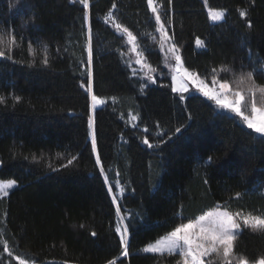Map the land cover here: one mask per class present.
<instances>
[{
  "label": "trees",
  "instance_id": "16d2710c",
  "mask_svg": "<svg viewBox=\"0 0 264 264\" xmlns=\"http://www.w3.org/2000/svg\"><path fill=\"white\" fill-rule=\"evenodd\" d=\"M207 4L224 18L205 0H0V180L18 182L0 197V264H177L143 249L219 207L264 217V137L204 95L181 99L164 66L161 23L188 70L264 108V0ZM125 27L155 85L129 66ZM241 258L264 259V230L243 226Z\"/></svg>",
  "mask_w": 264,
  "mask_h": 264
},
{
  "label": "snow or ice",
  "instance_id": "6c2138e0",
  "mask_svg": "<svg viewBox=\"0 0 264 264\" xmlns=\"http://www.w3.org/2000/svg\"><path fill=\"white\" fill-rule=\"evenodd\" d=\"M154 0H147L148 5L151 7L153 5ZM79 3L82 4L85 8L89 5V0H79ZM207 3V0H205ZM115 7V5H113ZM152 11L157 13V9L152 7ZM210 18L213 21H219L223 19V11L222 10H213L209 9ZM241 16H246V12L241 11ZM111 16V13L108 14ZM156 21H160V15L157 13L155 16ZM117 29H121L122 26L119 23L114 25ZM249 23V27H250ZM124 33L127 34L129 40L134 42L135 36L125 27L122 29ZM160 31L162 39L167 40L170 39L167 35V31L164 28L163 23L160 24ZM90 29H89V41H90ZM2 42V41H0ZM9 43L14 44L15 38L13 37ZM196 44L203 46V41L199 38L196 39ZM133 51H135V44L133 45ZM170 51L173 52L174 58L177 62H180V56L177 53L176 46L173 44ZM4 53L0 51V56H3ZM91 58V47L89 46V60ZM141 61L138 59L137 63ZM44 63H47V59L45 58ZM179 66V65H178ZM144 67H148L151 71L150 65H144ZM185 75L188 77H192L198 81V88L204 94V96L208 97L210 100L216 102V104L229 108L231 111L236 113L238 116L242 118V121L247 124L248 128L253 129L256 133H259L262 137H264V109L257 108V102L255 99V92L253 89H249L251 94V99L249 101L250 111L252 113L251 116L246 115L242 110L245 107V97L240 92L232 93L235 99H228V92L230 91V86L227 81L218 82L215 79L216 70L213 69V79L211 81L213 87L209 88L204 80H200L195 73H189L187 69L183 70ZM151 79V76H149ZM175 79V77H173ZM245 79H252V73L249 72L247 75H241L240 83H243ZM218 89L217 90V86ZM90 90V89H89ZM177 91H187V86L182 84L180 88L174 89ZM259 92L261 93V103L264 104V87L259 88ZM15 99L19 100V97ZM183 99V97H181ZM93 107L97 103H102L95 95L91 97ZM4 101L3 97H0V103ZM135 119V117H133ZM91 124V120L89 121ZM180 129L177 128L178 132ZM147 131V129H145ZM148 144L149 147L152 145L148 143L147 139L143 141ZM95 146V137L93 136V147ZM97 161L99 162V157H97ZM209 161H211V157H209ZM71 163V161H69ZM103 171V169H101ZM15 185V181H9L7 183L0 184V196H7L8 189L12 188ZM239 195V194H237ZM115 200V197H113ZM119 210V208H117ZM235 216H239L244 224L248 227H251L253 230H264V217L252 216L250 213L247 216H241L240 213H236ZM240 228V224L234 218V215L227 211H215L209 212L206 215L200 216L198 219H193L188 223H182L179 226L175 227L173 231H171L167 236L163 237L156 241L155 244H149L147 247L143 249L145 252L151 253H160L163 254L167 252L169 255L174 253H179L181 256V260L177 261V264H206L204 257L211 256L215 254L216 257L220 258L223 261V264H232V260L230 259L233 248H234V230H238ZM116 232L120 233V240L123 244V255H128V246H127V238L124 233L127 232V228L125 227L123 232L121 231V226L117 224ZM95 235V233H93ZM21 264H24V261H21ZM114 264V262H112ZM208 264H212L211 261ZM239 264H247V261L243 258L240 259ZM257 264H264V259H261L257 262Z\"/></svg>",
  "mask_w": 264,
  "mask_h": 264
},
{
  "label": "rangeland",
  "instance_id": "374dc122",
  "mask_svg": "<svg viewBox=\"0 0 264 264\" xmlns=\"http://www.w3.org/2000/svg\"><path fill=\"white\" fill-rule=\"evenodd\" d=\"M208 4L206 3V6ZM207 9L209 10L208 6H207ZM224 13V12H223ZM223 18H224V15H223ZM166 30V29H165ZM161 32V31H160ZM124 35L127 36L126 33L123 32ZM168 35V34H167ZM162 37V36H161ZM169 37V35H168ZM128 40H129V37L127 36ZM129 44L131 45V48L132 50L130 51V54L128 55V64L129 66L131 67V69L133 70V72L137 75V76H143V78H145V80L148 81V83H150L151 85H155L156 84V77L154 75V71L151 69V71L149 70L148 67H144V65H149L145 59V56L141 53H139L137 50H136V41L132 42L129 40ZM135 44V51H133V45ZM173 45V42L171 41V39H167V40H164L162 39L161 41V52H162V55H163V59H164V66L167 70V73L169 75V78L171 79L172 81V86H173V91L177 94H179L181 97H185V96H188V95H204L198 88V81L192 77H188L185 75L184 73V69H187L184 65V62H183V57H182V54L180 53V51H178L177 49V53L179 56H180V62H177L174 58V54L172 51H170L171 47ZM140 60L141 62L140 63H137V60ZM179 65V66H178ZM188 70V69H187ZM262 70L264 71V63L262 65ZM189 73H193L191 72L190 70H188ZM149 76H151V79H149ZM173 77H175V79H173ZM200 79V78H199ZM201 80V79H200ZM206 83V82H205ZM182 84H185L187 86V91H177V90H174V89H177V88H180V86ZM207 84V83H206ZM209 88H212L213 85H210V84H207ZM217 87V90L218 89V85L216 86ZM228 94V93H227ZM243 95V94H242ZM244 96V95H243ZM245 97V96H244ZM228 99L231 100V99H235V97L231 94H228ZM213 101V100H212ZM216 105V108L219 112H222V113H226L230 116H233V117H236L238 119V121L244 125L246 128H248L247 124L244 123L242 121V118L240 116H238L236 113H234L233 111H231L229 108H226V107H222L218 104H216L215 101H213ZM245 107L242 108V110L244 111V113L246 115H249L251 116L252 113L250 111V106L249 105V102H247V97L245 98ZM258 109H264L262 107H259L257 106ZM250 129V128H248ZM253 132H255L253 129H251ZM256 133V132H255ZM258 135H260L259 133H256ZM261 136V135H260ZM9 181H15V180H0V184H3V183H7ZM18 188V182L15 181V185L8 189V195L14 191L15 189ZM7 195V196H8ZM0 197H4V196H0ZM215 211H227L229 213H231L230 211H228L227 209H223L221 207L219 208H216V209H213V210H210L208 211L207 213L209 212H215ZM207 213H205L204 215H206ZM233 214V213H231ZM236 213H234V218L237 220V222L240 224V228L238 230H234V233H235V237L237 234H239L242 229H243V226H246L243 222V220L239 217V216H235ZM241 216H247L249 213H243L241 212L240 213ZM252 216H257V215H253L251 214ZM202 216V215H201ZM200 217V216H199ZM198 217V218H199ZM259 217H263V216H259ZM197 218V219H198ZM123 232V231H122ZM126 238H128V235H127V232L124 233ZM167 236V235H165ZM163 236V237H165ZM163 237H161L160 239H162ZM235 237H234V241H235ZM159 240V239H158ZM155 242L153 243H150V244H155ZM148 246V245H147ZM146 246V247H147ZM145 252V251H144ZM147 254H160V253H151V252H145ZM167 252H165L166 254ZM168 254V253H167ZM174 254H179L178 252L177 253H174ZM209 256H206L204 257L205 261L207 260Z\"/></svg>",
  "mask_w": 264,
  "mask_h": 264
},
{
  "label": "crops",
  "instance_id": "0c3cea01",
  "mask_svg": "<svg viewBox=\"0 0 264 264\" xmlns=\"http://www.w3.org/2000/svg\"><path fill=\"white\" fill-rule=\"evenodd\" d=\"M222 20V19H221Z\"/></svg>",
  "mask_w": 264,
  "mask_h": 264
}]
</instances>
